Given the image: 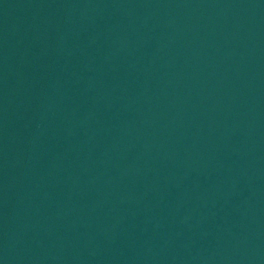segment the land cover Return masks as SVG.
<instances>
[{"label":"water","instance_id":"95a60500","mask_svg":"<svg viewBox=\"0 0 264 264\" xmlns=\"http://www.w3.org/2000/svg\"><path fill=\"white\" fill-rule=\"evenodd\" d=\"M0 264H264V0H0Z\"/></svg>","mask_w":264,"mask_h":264}]
</instances>
